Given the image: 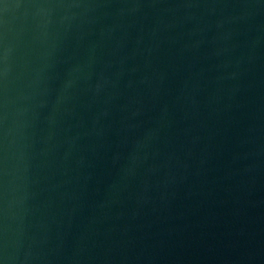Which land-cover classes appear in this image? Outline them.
I'll return each mask as SVG.
<instances>
[{
  "label": "water",
  "instance_id": "95a60500",
  "mask_svg": "<svg viewBox=\"0 0 264 264\" xmlns=\"http://www.w3.org/2000/svg\"><path fill=\"white\" fill-rule=\"evenodd\" d=\"M0 264H264V0H0Z\"/></svg>",
  "mask_w": 264,
  "mask_h": 264
}]
</instances>
